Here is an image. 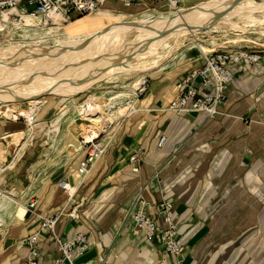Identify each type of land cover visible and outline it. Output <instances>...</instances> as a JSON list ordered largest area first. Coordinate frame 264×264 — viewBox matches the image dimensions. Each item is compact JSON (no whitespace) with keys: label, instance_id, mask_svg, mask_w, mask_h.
Instances as JSON below:
<instances>
[{"label":"crops","instance_id":"1","mask_svg":"<svg viewBox=\"0 0 264 264\" xmlns=\"http://www.w3.org/2000/svg\"><path fill=\"white\" fill-rule=\"evenodd\" d=\"M180 3L189 4L183 0ZM161 5L160 1L143 0L125 7L106 0L102 9L134 15L159 10ZM202 38L209 42V35ZM217 39L219 42L222 37ZM239 42L240 48L259 53L260 59L255 64L231 65L233 81L219 114L207 118L202 113L171 111L168 105L175 96L174 84L152 80L137 103V112L111 124L105 155L83 175L70 200L58 199L61 188L57 182L63 178L70 182L71 175L55 183L58 191L52 199L48 194H35L39 205L28 211L23 221L2 227L0 264H18L27 253L20 240L34 232L43 217L61 209L64 211L55 233L63 238L76 232L88 234L94 245L110 248L109 264H201L209 248L219 242L232 243L243 224L254 221L259 205L257 191H263L258 193L264 197V43L255 37ZM186 58L181 79L202 63L197 52ZM193 84L199 85L197 78ZM42 109L46 118L53 105L45 104ZM9 128L15 129L6 121L0 122V133ZM162 135L165 142L158 147ZM137 147L143 154L140 162L131 163L129 157ZM27 154L21 164L17 162L22 155L16 156L13 166L5 170V190L19 188L21 176L26 178L25 166L32 156ZM147 182L143 191L145 212L159 226L164 224L157 205L163 200L173 205L178 239L184 247L182 263L163 253L158 240L133 235L128 221L123 222L130 202ZM71 209L76 210L78 218L67 215ZM42 236L41 264H52L59 254L56 244L48 234ZM95 259V247L79 257L81 261Z\"/></svg>","mask_w":264,"mask_h":264},{"label":"bare ground","instance_id":"2","mask_svg":"<svg viewBox=\"0 0 264 264\" xmlns=\"http://www.w3.org/2000/svg\"><path fill=\"white\" fill-rule=\"evenodd\" d=\"M183 2L189 4L182 6L180 3L178 9H168L169 12L148 10L134 16L113 14L117 24L114 29L110 28L111 24L104 23L106 17L101 12L105 9L72 20L53 15L44 23L39 16L16 9L1 13L0 28L10 23V30L19 31L23 39L0 43V118L10 122L23 119L25 123L24 129L4 133V137L11 136L8 146L16 147L19 153L45 130L44 143L48 147L43 153L52 150L55 144L63 147L68 155L71 151H79L75 129L79 128V136L91 142L107 131L105 126L124 108L137 111L139 84L154 69L168 66L167 61L173 59L186 41H190L186 49L196 47L202 56L219 44L215 32L232 40L264 36V0ZM82 17L93 18L85 20ZM199 33L209 34L207 44L198 42ZM121 76L132 79L127 84L122 82L123 90L92 91L102 80ZM46 94L64 97L69 103L59 107L60 114L50 119L47 129L44 122L35 120L43 103L40 98ZM77 95L85 98L74 102ZM103 95L109 99L104 104L97 100ZM23 100L28 102L27 106L17 105ZM69 110L73 116H67L64 125H69L77 116L87 122L72 128L66 126L58 136L62 117ZM15 158L16 155L0 147V230L8 222L23 221L28 211L26 204L2 187L4 172L13 166ZM80 175L82 179L78 170L71 182H65L66 192L74 191L81 181ZM127 223L131 226V221Z\"/></svg>","mask_w":264,"mask_h":264},{"label":"built area","instance_id":"3","mask_svg":"<svg viewBox=\"0 0 264 264\" xmlns=\"http://www.w3.org/2000/svg\"><path fill=\"white\" fill-rule=\"evenodd\" d=\"M105 1L0 0V14L16 9L21 13L37 15L44 20H50L53 15H60L64 20H72L74 18L70 16V13H77V17L96 13L103 8ZM114 1H118L126 7L143 0ZM151 1H160L168 9L172 10L178 9L180 5L179 0ZM259 59V53L242 48L216 49L204 53L200 66L177 84L175 96L170 101L168 108L176 113L196 112L204 114L207 118L214 117L220 113V107L226 101L230 91V85L233 81L231 65L238 63L255 64ZM146 78L139 84L140 88H142L141 91L140 88L138 89L139 92L145 90L147 85ZM195 78L198 79V86L193 84ZM102 135L91 142L82 138V144L87 147L85 157L78 165V170L82 175H86L94 163L105 155L109 147L111 134L103 137ZM164 142L165 136L162 135L157 140V146L161 147ZM142 154V148L137 147L129 157V162H140ZM66 181L65 178L60 179L57 185L70 200L75 191L72 193L65 191L64 184ZM148 183H145L135 194L127 208L123 222L131 221V233L133 235H143L148 240L153 238L158 240L163 253L174 257L177 263H182L184 247L178 239L173 205L168 200H163L157 205L158 214L164 224V226H159L155 219L145 212L147 202L143 197V191L147 188ZM38 205L39 198L35 194L31 195L26 202V207L29 211H34ZM63 211L64 209H61L57 213L43 217L38 228L20 240V243L26 246L27 253L24 258L20 259L18 264H41L43 234H48L52 237L59 253L53 257L52 264H109L110 248L103 250L94 245L88 234L76 232L69 238H63L55 233L56 224ZM67 215L72 219L78 218V213L75 209H71ZM91 247L96 249V259L94 261L79 260L80 255L91 249Z\"/></svg>","mask_w":264,"mask_h":264},{"label":"rangeland","instance_id":"4","mask_svg":"<svg viewBox=\"0 0 264 264\" xmlns=\"http://www.w3.org/2000/svg\"><path fill=\"white\" fill-rule=\"evenodd\" d=\"M193 2L196 0H192ZM163 6V9H159L160 11H166L169 12L166 5ZM165 6V7H164ZM160 8V7H158ZM156 8V9H158ZM167 9V10H166ZM146 11H143L138 14H142ZM104 14L106 19H104V23L111 24L110 28L114 29L117 27V24L113 20V14H120L116 12L111 11H103L101 12ZM122 14V13H121ZM125 15V14H124ZM134 15H128V16H134ZM70 16L72 18H77V13H70ZM93 17H82V19L90 20ZM40 22H49V20H44L41 17L39 18ZM115 23V24H112ZM8 26H4L0 28V43H7L8 41H21L23 40L22 37L19 35V31L15 30L14 32L10 30L12 25L10 23L7 24ZM90 30V28H88ZM214 33V32H212ZM207 34V33H204ZM214 34L217 35V38H220L222 36L218 35L217 32ZM199 39L198 42L205 43L204 38H202V33L198 34ZM209 35V34H207ZM255 38H259L263 40L264 43V36H253ZM252 38V37H250ZM249 39V38H240L236 40L228 39L225 37H222V39L219 41V44L214 47L213 50L216 49H238L240 48L239 45L241 40ZM187 42V43H186ZM184 45H182L177 52V56L175 55L172 60L167 61V63H170L168 66H166L164 69L157 70L154 69L153 74H148L146 76L147 78V85L145 90H147L150 86V83L152 80H157L161 82H171L174 84L173 89L174 93H176V87L177 84L181 81V78H179L180 73L185 65V63H188L186 56H189L192 52H197V54H200V60L202 61V56L198 48L192 47L190 49H186V47H189V42L186 41ZM186 45V46H185ZM212 50V51H213ZM210 52V51H208ZM207 52V53H208ZM172 61V62H171ZM130 76H121L114 80H102L96 88L92 89V91H104L108 88H111L115 91L123 90L124 88L121 87L122 82H125L127 84L132 79H128ZM121 79V80H120ZM106 82V83H105ZM117 82V83H116ZM139 92L138 90V101L141 98L143 92ZM85 98L84 95H77L75 97L74 102L82 101ZM43 103L40 105L37 115H36V122H44V126H46L45 129H47V125L51 122L52 119L56 118L58 114H60L59 107L62 105V107L68 106L69 103L64 97H58L53 94H46L41 96L40 98ZM97 100L104 104L109 101L107 95H103L100 98H97ZM51 103L53 105V110L50 112L49 115H47L46 118H43V107L44 105H48ZM136 103V107L137 106ZM19 106H27L28 102L26 100H23L21 102H18ZM42 109V110H41ZM130 112H137V111H130L128 108H124L122 113L118 115L116 118L112 120L111 123L105 126V130H107L103 135L106 136L109 134V127L111 124H113L116 120H118L121 116L125 115L126 113ZM72 117L73 113L72 110H69L66 114L62 117V122L60 125V131L58 133V136L68 126L69 128L79 125H82L87 122L86 119H83L81 117L78 118L75 117L74 121L69 123V125H64L63 120L66 117ZM51 119V120H50ZM0 122H5L2 118H0ZM11 126L14 125V130L9 128V131L5 130V132L0 133V147L6 148L7 153L10 155H16L17 157H20L21 159L17 162L21 164L25 157H27V152L31 153V159L27 161V164L25 168L27 169L26 172V178L24 176H21V182L22 184L19 186V188L15 190H5L8 194L18 199L19 202H22L23 204H26L29 197L33 194L39 195H46L51 196V199L57 194L55 183L62 177H69L71 180H73V174L74 172L78 171V163L82 162V160L85 157V154L87 152V147L82 144V137L79 136V128L75 129V135L78 138L79 144V151H71L68 155V153L65 152L63 147H61L59 144H55L52 150L50 149L47 153H43L44 148L48 147V145H45L44 140L47 139L45 135V130L39 132L34 138L31 139V141L25 145L20 152L16 149L14 146H7L11 136L6 135L4 137V133H11L13 131H18L25 128V123L23 119H18L16 121H6ZM41 134V135H40ZM110 135V134H109ZM8 147V148H7ZM60 147V148H58ZM17 150V151H16ZM16 151V152H15ZM43 153V154H42ZM44 155V156H43ZM43 156V157H42ZM16 157V158H17ZM78 175V174H77ZM83 177V175H82ZM81 179V175H80ZM70 180V182H71ZM58 183V182H57ZM60 192V191H59ZM259 190L257 191V201L259 202V205H257L256 208V215L254 218V221H251L249 223L243 224L242 228H240V233L237 235V237L232 240L233 242L228 243H218L217 246L209 248V251L202 255L201 257V264H264V197L263 193L259 194ZM67 196H65L64 192L61 189V192L58 194V199H66ZM56 200V203H60ZM259 199V200H258ZM51 201L50 203H52ZM55 203V202H54ZM29 211V210H28ZM27 211V213H28ZM33 218V217H32ZM129 225V229H131V226L129 223H126Z\"/></svg>","mask_w":264,"mask_h":264},{"label":"water","instance_id":"5","mask_svg":"<svg viewBox=\"0 0 264 264\" xmlns=\"http://www.w3.org/2000/svg\"><path fill=\"white\" fill-rule=\"evenodd\" d=\"M207 2H209V3H213V0H207Z\"/></svg>","mask_w":264,"mask_h":264}]
</instances>
